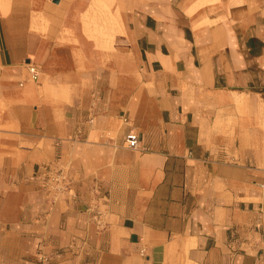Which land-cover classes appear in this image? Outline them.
I'll list each match as a JSON object with an SVG mask.
<instances>
[{"label":"crops","instance_id":"1","mask_svg":"<svg viewBox=\"0 0 264 264\" xmlns=\"http://www.w3.org/2000/svg\"><path fill=\"white\" fill-rule=\"evenodd\" d=\"M118 1L102 62L81 1L0 0V264H264V0Z\"/></svg>","mask_w":264,"mask_h":264},{"label":"rangeland","instance_id":"2","mask_svg":"<svg viewBox=\"0 0 264 264\" xmlns=\"http://www.w3.org/2000/svg\"><path fill=\"white\" fill-rule=\"evenodd\" d=\"M47 1L52 3V0ZM77 1L79 4V1L81 0H76V2ZM118 3V0H89L87 6L85 7H78V5L75 8L72 7V10H75L76 12V20L74 21V19L70 17L69 21L73 26H64L63 28L64 31L76 29L78 31V36L80 37L75 40L88 42L91 47L93 59L96 61H109L112 52H115L118 48L126 47V44L123 42V38L117 36V33H119ZM116 9L117 11H115ZM109 22L111 23L109 24ZM102 28L104 30H102Z\"/></svg>","mask_w":264,"mask_h":264},{"label":"built area","instance_id":"3","mask_svg":"<svg viewBox=\"0 0 264 264\" xmlns=\"http://www.w3.org/2000/svg\"><path fill=\"white\" fill-rule=\"evenodd\" d=\"M28 72L31 80H36L38 78V69L36 65L29 63ZM123 121L128 125V129L124 136V147L131 150H144L143 145L140 143L139 135L131 124L130 119L124 117ZM71 187L72 178L65 168L51 164L43 167L40 176V188L48 201H58L65 193L71 190ZM49 262L50 257L47 254L38 251L37 264H49Z\"/></svg>","mask_w":264,"mask_h":264},{"label":"bare ground","instance_id":"4","mask_svg":"<svg viewBox=\"0 0 264 264\" xmlns=\"http://www.w3.org/2000/svg\"><path fill=\"white\" fill-rule=\"evenodd\" d=\"M88 1L89 0H81V5L83 6V7H85L87 4H88ZM94 1V0H93ZM104 1V0H103ZM13 2V1H12ZM107 3V2H106ZM99 5V4H98ZM90 6H91V4H90ZM93 6V5H92ZM96 6V5H95ZM24 8V7H23ZM35 11V10H34ZM115 11H117V9L115 10ZM128 11V10H127ZM96 12V11H95ZM2 13V12H1ZM8 13V12H7ZM98 13V12H97ZM37 14V13H36ZM117 14V13H116ZM6 15V14H5ZM105 15V14H104ZM95 16H96V14H95ZM111 17V16H110ZM128 17V16H127ZM69 18H70V16L68 15V16H66L65 18H61L60 20H59V22L56 24V25H54L55 26V28H57V29H59L60 27H62V26H65V25H69V26H72V24L70 23V21H69ZM101 19V18H100ZM119 20V19H118ZM113 21V20H112ZM90 23V22H89ZM111 22H109V24H110ZM105 24V23H104ZM108 24V25H109ZM118 24V23H117ZM91 25H92V23H91ZM90 25V26H91ZM106 25V24H105ZM89 26V25H88ZM104 26V25H103ZM102 27V26H101ZM100 27V28H101ZM94 28V27H93ZM107 28V27H106ZM110 28V27H109ZM68 29V28H67ZM111 29V28H110ZM118 29V28H117ZM124 29V28H123ZM94 30V29H93ZM102 30H104L103 28H102ZM105 31H107V30H105ZM104 31V32H105ZM112 31V30H111ZM112 33V32H111ZM122 34V33H121ZM124 34V33H123ZM110 35V34H109ZM62 36V35H61ZM104 36V35H103ZM60 39V38H59ZM58 40V39H57ZM109 40H110V38H109ZM102 41V40H101ZM107 41V40H106Z\"/></svg>","mask_w":264,"mask_h":264},{"label":"water","instance_id":"5","mask_svg":"<svg viewBox=\"0 0 264 264\" xmlns=\"http://www.w3.org/2000/svg\"><path fill=\"white\" fill-rule=\"evenodd\" d=\"M52 2H54V3H58V2H59V0H52Z\"/></svg>","mask_w":264,"mask_h":264}]
</instances>
